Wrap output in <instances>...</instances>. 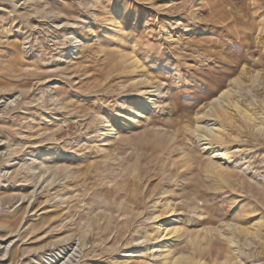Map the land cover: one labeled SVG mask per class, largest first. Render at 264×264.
<instances>
[{"label": "rangeland", "instance_id": "rangeland-1", "mask_svg": "<svg viewBox=\"0 0 264 264\" xmlns=\"http://www.w3.org/2000/svg\"><path fill=\"white\" fill-rule=\"evenodd\" d=\"M228 86L260 117L221 161ZM173 218L172 254L264 264V0H0V264H166Z\"/></svg>", "mask_w": 264, "mask_h": 264}, {"label": "bare ground", "instance_id": "bare-ground-1", "mask_svg": "<svg viewBox=\"0 0 264 264\" xmlns=\"http://www.w3.org/2000/svg\"><path fill=\"white\" fill-rule=\"evenodd\" d=\"M133 62H134L133 63L134 66L139 68V61L134 60ZM136 82L144 86H147L145 90H143L142 92L143 96H145V99H146L145 101L146 106L154 104V97L157 96L156 92L158 91V88L155 89V87L150 82V80L144 76H141L138 80H136ZM231 95H233V88L231 86H228L223 91H221L220 95L213 98L212 106L208 110L209 112L207 114L209 115V117L213 118L214 126L210 128L208 126L204 127L205 133L203 136H204V139L206 140V142L204 143L205 144L204 149L210 152L212 158H217L218 160L220 159L221 161H227L229 159L228 149H227V146L224 144L226 143L224 139H226L225 133L227 131V127L225 125L227 121L229 123V119L231 120L234 119L235 114L239 115V117H241L243 121L245 122L247 121L251 122L257 119L258 117H260L257 114V112L252 111L250 109L245 110L243 112L240 103L238 101L233 100V97ZM215 101H217V103ZM107 130L108 132H112L113 130L115 131L113 127L111 128L107 127ZM216 167L217 166L214 163L207 164V168L211 170L212 172H215ZM168 212L170 213L174 212V206L172 204L170 205ZM160 217H161L160 215H157L153 218L157 219ZM174 222H175V218H173L172 221H170L169 223L158 224L155 227V235L153 236V238L157 239L159 242H162V243L164 242L161 248H162V252L165 254V255L163 254L165 256V263L166 264H205V262L201 261L200 259L195 260L193 256H182V255L178 256V255L172 254V252L169 251L170 243L172 242V239H173V234L178 231V227H175L174 229L172 228V226L175 225ZM256 227L252 226V230H250L251 228L241 229L239 226H237L236 230L247 232V233L250 232V233L258 235L261 230L259 229V227L258 228ZM232 241H234L233 238L230 239V244ZM231 257L232 255L228 254L225 260L222 261L220 264H231L232 262Z\"/></svg>", "mask_w": 264, "mask_h": 264}]
</instances>
